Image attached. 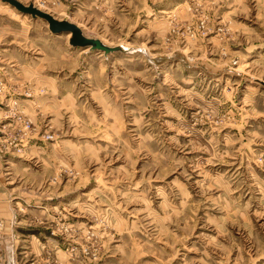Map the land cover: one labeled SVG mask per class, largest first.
Here are the masks:
<instances>
[{
	"label": "rangeland",
	"instance_id": "374dc122",
	"mask_svg": "<svg viewBox=\"0 0 264 264\" xmlns=\"http://www.w3.org/2000/svg\"><path fill=\"white\" fill-rule=\"evenodd\" d=\"M0 0V264H264V0Z\"/></svg>",
	"mask_w": 264,
	"mask_h": 264
},
{
	"label": "water",
	"instance_id": "95a60500",
	"mask_svg": "<svg viewBox=\"0 0 264 264\" xmlns=\"http://www.w3.org/2000/svg\"><path fill=\"white\" fill-rule=\"evenodd\" d=\"M2 2L15 8L18 12L30 15L33 18H39L47 23L49 31L54 35L70 34L69 44L74 48H89L91 51L103 53L105 56L114 53L130 52V49L122 47H109L98 39H92L84 36L83 32L74 24L68 21H58L52 15L39 11L32 5L24 6L16 0H2Z\"/></svg>",
	"mask_w": 264,
	"mask_h": 264
},
{
	"label": "bare ground",
	"instance_id": "6f19581e",
	"mask_svg": "<svg viewBox=\"0 0 264 264\" xmlns=\"http://www.w3.org/2000/svg\"><path fill=\"white\" fill-rule=\"evenodd\" d=\"M37 10H38V9H37ZM39 11H40V10H39ZM70 37H71V36H70V34H69V35H68V38L70 39Z\"/></svg>",
	"mask_w": 264,
	"mask_h": 264
}]
</instances>
